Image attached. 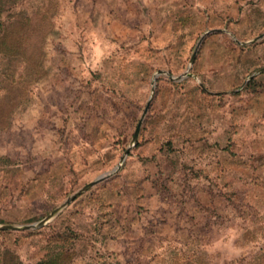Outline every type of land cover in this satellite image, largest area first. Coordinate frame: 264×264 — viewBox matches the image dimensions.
Returning a JSON list of instances; mask_svg holds the SVG:
<instances>
[{"label":"rangeland","instance_id":"1","mask_svg":"<svg viewBox=\"0 0 264 264\" xmlns=\"http://www.w3.org/2000/svg\"><path fill=\"white\" fill-rule=\"evenodd\" d=\"M3 5L0 264H264V0Z\"/></svg>","mask_w":264,"mask_h":264},{"label":"water","instance_id":"2","mask_svg":"<svg viewBox=\"0 0 264 264\" xmlns=\"http://www.w3.org/2000/svg\"><path fill=\"white\" fill-rule=\"evenodd\" d=\"M209 31H207L203 36L200 37L194 51H193V54L190 58V63L193 62V60L195 59V56H196V53H197V50H198V47L199 45L201 44L204 36L206 34H208ZM264 36V34H261L255 38H253L251 40V42H255L257 40H259L260 38H262ZM237 43H241L240 41H237ZM261 70H264V68H262ZM161 74H165L169 77V79L171 81H178L180 79H182L185 75H179V76H173V75H170L168 72L164 71V70H158L157 73L155 74L154 76V79L157 75H161ZM153 85H154V82H153ZM150 102H151V97L149 98V100L147 101L146 105H145V108L142 112V115H141V118L140 120L138 121V124L134 130V133H133V137H132V142L130 144V146L125 150V153L124 155L120 158V162L117 166H115L110 173H114L116 172L118 169H119V166L120 164L123 162V160L125 159V156L127 155V153L129 152V149L132 145L135 144L136 140H137V136H138V133H139V130H140V127H141V124H142V121H143V118L145 116V114L147 113L148 111V108L150 106ZM110 173H107V174H103V175H100L98 176L95 180L85 184L82 188H80L79 190H77L76 192H74L73 194H71L68 198H66L59 206H57L52 212H50L45 218H43L42 220L38 221V222H35V223H32V224H26V225H23V226H18V225H11V224H7V225H3L1 226L2 228H7V229H11V230H20V229H30V228H38L42 225H44L48 220H50L52 217H54L61 209H63L69 202H71L75 197H77L78 195H80L83 191H85L86 189L92 187L93 185L97 184L98 182L102 181L108 174Z\"/></svg>","mask_w":264,"mask_h":264},{"label":"trees","instance_id":"3","mask_svg":"<svg viewBox=\"0 0 264 264\" xmlns=\"http://www.w3.org/2000/svg\"><path fill=\"white\" fill-rule=\"evenodd\" d=\"M3 10H4L3 0H0V15L2 14ZM36 264H54V261L51 259L40 260L36 262Z\"/></svg>","mask_w":264,"mask_h":264},{"label":"crops","instance_id":"4","mask_svg":"<svg viewBox=\"0 0 264 264\" xmlns=\"http://www.w3.org/2000/svg\"><path fill=\"white\" fill-rule=\"evenodd\" d=\"M140 131V130H139Z\"/></svg>","mask_w":264,"mask_h":264}]
</instances>
